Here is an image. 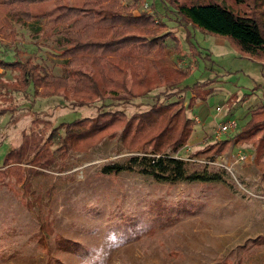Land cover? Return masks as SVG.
<instances>
[{"label":"rangeland","instance_id":"374dc122","mask_svg":"<svg viewBox=\"0 0 264 264\" xmlns=\"http://www.w3.org/2000/svg\"><path fill=\"white\" fill-rule=\"evenodd\" d=\"M135 11L166 22L179 38L181 52L172 50L168 59L179 69H191L180 85L183 92L170 97V91L159 87L129 103L102 99L83 108L71 106L63 96L35 98L32 88L27 95L12 93L19 109L0 118V168L5 154L21 145L25 133L40 140L48 123L54 128L95 116L101 106L131 117L156 103L184 98L192 105L187 114L197 124L175 156L185 160L190 172L208 169L223 173L225 181L170 184L136 172L104 174V165L139 154L126 150L119 137L105 139L87 153H71L47 175L33 179V190L43 197L42 207L22 204L21 184H0V264H47L49 259L52 264H264V244L252 242L264 237V176L255 166V148L233 146L234 154L229 151L216 164L210 162L219 156L208 160L199 154L216 141L219 123H237L222 138L232 140L251 120L252 111L264 104L262 64L243 57L227 38L180 23L161 0L140 1ZM53 16L42 24L50 28ZM40 25L22 26L9 18L6 26L13 31L11 37L0 33L1 55L13 60L17 47L42 57L60 75L61 69L53 63L58 59L52 60L48 46L51 40L37 31ZM187 30L192 33L194 53L186 41ZM168 41L172 49L173 41ZM4 78L13 80L14 73L8 71ZM238 154L248 156L244 164L234 162ZM51 186L54 189L46 196ZM46 216L54 220L56 232L80 244L86 256L59 247L54 234H45L42 242L39 233Z\"/></svg>","mask_w":264,"mask_h":264},{"label":"trees","instance_id":"16d2710c","mask_svg":"<svg viewBox=\"0 0 264 264\" xmlns=\"http://www.w3.org/2000/svg\"><path fill=\"white\" fill-rule=\"evenodd\" d=\"M140 1L144 0H134L130 5L122 0H0V33L11 37L13 30L8 32L6 26L9 18L22 26L40 23L37 31L51 40L48 46L54 55L52 60L58 59L53 63L62 71L55 74L42 57L17 47L13 60H5L0 51V118L19 109L12 93L27 95L31 88L35 98L63 96L71 106L80 108L102 99L129 103L159 87L170 91V97L182 93L180 85L191 69H179L168 59L172 50L181 52L180 40L168 30L166 22L157 21L151 13L134 14ZM161 2L180 23L227 38L238 53L264 68V0ZM53 13L52 26L47 28L42 22ZM191 37L187 30L186 41L194 53ZM169 39L173 41L172 49ZM8 71L14 73L13 80L4 78ZM191 106L181 98L156 103L131 117L101 106L95 116L63 122L54 128L48 123L42 130L43 137L49 133L45 139L25 133L21 145L5 154L0 184H21L22 204L30 209L42 207L43 197L33 190L34 178L47 175L46 171L73 152L87 153L103 140L117 137L126 150L139 154L123 163L104 165V174L136 172L170 184L225 181L223 173L208 169L190 172L185 160L175 156L188 143L197 124L187 114ZM233 145L253 146L255 166L264 176V104L252 111L251 120L234 139L216 140L199 154L209 160L228 153ZM53 189L49 187L46 196ZM158 211L160 214L164 210ZM47 216L39 233L42 242L45 234H54L59 247L86 256L80 244L56 232L54 220ZM252 242L264 244V237ZM47 264L52 261L49 259Z\"/></svg>","mask_w":264,"mask_h":264},{"label":"built area","instance_id":"2783aa9c","mask_svg":"<svg viewBox=\"0 0 264 264\" xmlns=\"http://www.w3.org/2000/svg\"><path fill=\"white\" fill-rule=\"evenodd\" d=\"M223 110V108H218L217 111L221 112ZM237 128V123L233 122L231 120H228L226 122H222L219 123L216 126L215 129V139L216 140H221L223 138L224 135H227L230 131H234ZM222 158V156L217 157V159H215L213 162H210L211 164H216V162L218 161V159ZM248 156L247 155H235L234 156V162L235 163H244L246 162Z\"/></svg>","mask_w":264,"mask_h":264},{"label":"crops","instance_id":"0c3cea01","mask_svg":"<svg viewBox=\"0 0 264 264\" xmlns=\"http://www.w3.org/2000/svg\"><path fill=\"white\" fill-rule=\"evenodd\" d=\"M136 8H137V6L133 9V12H134V14L139 15L140 12L136 13V11H135ZM137 10H138V9H137ZM141 99H142V98H141ZM233 146H235V145H233ZM233 146H232V147H233ZM232 147H231V149H230V152H232V153L234 154ZM240 164H244V163H240Z\"/></svg>","mask_w":264,"mask_h":264}]
</instances>
